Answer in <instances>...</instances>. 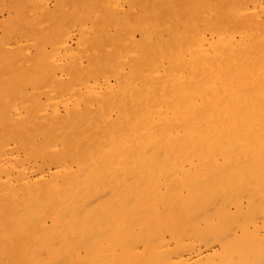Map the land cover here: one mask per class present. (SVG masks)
Segmentation results:
<instances>
[{
  "label": "bare ground",
  "instance_id": "1",
  "mask_svg": "<svg viewBox=\"0 0 264 264\" xmlns=\"http://www.w3.org/2000/svg\"><path fill=\"white\" fill-rule=\"evenodd\" d=\"M54 1L0 21V264H264V0Z\"/></svg>",
  "mask_w": 264,
  "mask_h": 264
},
{
  "label": "rangeland",
  "instance_id": "2",
  "mask_svg": "<svg viewBox=\"0 0 264 264\" xmlns=\"http://www.w3.org/2000/svg\"><path fill=\"white\" fill-rule=\"evenodd\" d=\"M4 1H6L5 3H4ZM54 0H48V3H49V5L50 6H52L51 5V3L53 2ZM1 4H0V9H2V10H0V21L2 22V18L3 17H7V14H8V9L7 8H5L6 7V5L8 4V0H1ZM51 2V3H50ZM52 4H55V1H54V3H52ZM1 7H4V9L3 8H1ZM6 10V11H5ZM2 11V12H1ZM4 11V12H3ZM6 15V16H5ZM0 30H1V24H0Z\"/></svg>",
  "mask_w": 264,
  "mask_h": 264
}]
</instances>
